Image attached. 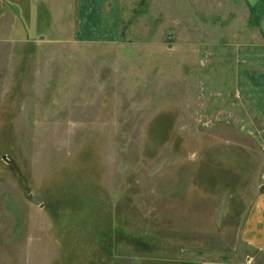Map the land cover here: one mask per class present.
<instances>
[{"label":"rangeland","instance_id":"1","mask_svg":"<svg viewBox=\"0 0 264 264\" xmlns=\"http://www.w3.org/2000/svg\"><path fill=\"white\" fill-rule=\"evenodd\" d=\"M245 12L0 0V264H264L243 230L264 191Z\"/></svg>","mask_w":264,"mask_h":264},{"label":"crops","instance_id":"2","mask_svg":"<svg viewBox=\"0 0 264 264\" xmlns=\"http://www.w3.org/2000/svg\"><path fill=\"white\" fill-rule=\"evenodd\" d=\"M249 30L259 33L251 42L242 46L239 66V88L264 118V7L257 8L260 0H241ZM253 37V36H252ZM244 236L248 244L264 247V191L255 200L244 224Z\"/></svg>","mask_w":264,"mask_h":264},{"label":"trees","instance_id":"3","mask_svg":"<svg viewBox=\"0 0 264 264\" xmlns=\"http://www.w3.org/2000/svg\"><path fill=\"white\" fill-rule=\"evenodd\" d=\"M261 7H264V0H260V2H259V6H257L256 9L261 8ZM182 264H190V263L184 262V263H182Z\"/></svg>","mask_w":264,"mask_h":264}]
</instances>
